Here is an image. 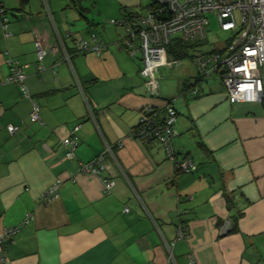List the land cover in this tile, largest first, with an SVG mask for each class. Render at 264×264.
I'll return each instance as SVG.
<instances>
[{
	"label": "crops",
	"instance_id": "1",
	"mask_svg": "<svg viewBox=\"0 0 264 264\" xmlns=\"http://www.w3.org/2000/svg\"><path fill=\"white\" fill-rule=\"evenodd\" d=\"M149 2L27 0L16 12L19 0H0L11 11L0 27V234L32 217L0 246L5 264H264V99L230 104L221 82L223 90L194 82L192 61L172 71V94L150 96L140 54L130 58L117 46L122 27L112 24L108 36L101 21L143 15ZM92 35L113 47L72 54ZM36 40L46 52L39 72ZM6 57L25 66L39 122H29L31 101L19 87L3 83ZM262 77L264 87V66ZM167 104L177 114L171 145L194 173H176L159 143L130 137L144 108ZM70 136L77 144L66 158ZM106 147L101 178L77 173ZM55 182L58 196L39 205ZM179 227L186 236L177 239Z\"/></svg>",
	"mask_w": 264,
	"mask_h": 264
},
{
	"label": "built area",
	"instance_id": "2",
	"mask_svg": "<svg viewBox=\"0 0 264 264\" xmlns=\"http://www.w3.org/2000/svg\"><path fill=\"white\" fill-rule=\"evenodd\" d=\"M152 5L146 8L143 15H134L122 20H110L111 24H120L126 28L125 40L117 46L125 49L130 58L136 54L141 56L139 76L143 79L148 94L158 97V83L155 73L161 66L171 68L178 66L180 60H175L166 54V47L174 38L191 44L200 43L205 38L207 25L206 15L214 13L217 16L220 29L231 33L230 39L224 47L213 53H196L191 61L196 67V74L202 79L211 76L219 78L227 101L234 103H257L264 99L262 69L264 66V0H151ZM235 12L239 13V23ZM8 19L0 9V27L5 30ZM35 62L33 66L37 72L43 70L41 61L46 52L41 48L39 41L34 42ZM74 49L78 53L93 51L99 56L105 49L102 42L89 46L87 42H75ZM67 58V57H66ZM5 64L9 75L6 83H15L19 86L24 98L31 101L29 121L39 122V107L28 94L24 86V67L18 61L6 57ZM196 89L191 91L195 95ZM160 109L144 108L138 125L130 133V137L143 144L157 142L163 146L166 158L173 163L176 173H194L197 168L188 158H178L171 145L176 135L174 125L176 111L165 105L164 113ZM17 128L8 127L10 134ZM76 130V127L75 129ZM67 146L65 157H71L76 147V138L73 136L62 140ZM106 153H111L110 147L88 162H80L77 166L78 174H92L102 177L103 160ZM104 194H108L112 183L103 179ZM60 183L55 182L40 194L39 205H47L58 196ZM125 211H127L125 209ZM31 214L26 213L24 220L18 226L4 228L0 234V246L6 239H12L19 228L31 220ZM177 239L186 236L179 227ZM6 256L0 254V264H5Z\"/></svg>",
	"mask_w": 264,
	"mask_h": 264
},
{
	"label": "rangeland",
	"instance_id": "3",
	"mask_svg": "<svg viewBox=\"0 0 264 264\" xmlns=\"http://www.w3.org/2000/svg\"><path fill=\"white\" fill-rule=\"evenodd\" d=\"M235 17L237 22L239 23V13L235 12ZM207 18V25H206V30H205V38L200 41V44L198 46H196L193 50H190L188 52V57L184 58L183 60H180L179 63L180 65H191V56L195 55L196 53H211V51H214L216 49H219L221 47H224L225 43L230 39L231 37V33L229 32H224L220 29L219 26V22L217 19V16L214 13H208L206 15ZM113 20H118V19H113ZM101 21L105 22V28L106 31L105 33L108 34V32H110V30L113 31V25L109 24V20L106 17L105 13L102 14L101 16ZM120 29V36L121 38H124L125 33L124 30L122 28ZM100 35H102L101 29H100ZM110 35V33L108 34V36ZM110 48L113 47V42L110 41H104ZM178 65V66H180ZM178 66L172 68V69H168V68H164V72L165 74L163 75H155V78L157 79V83L159 84L158 87V94L161 96H163L164 94L169 93H173L174 92V87H173V82L176 80L175 77L172 75V71L174 69H176ZM195 66V65H194ZM174 72V71H173ZM197 75V74H196ZM217 81V86L221 88V86L219 85V78L216 76H211L209 78H207L205 81H201L199 82L200 85L203 83L208 84L211 82H215ZM221 90H223L221 88ZM223 93H225V90L223 91Z\"/></svg>",
	"mask_w": 264,
	"mask_h": 264
},
{
	"label": "trees",
	"instance_id": "4",
	"mask_svg": "<svg viewBox=\"0 0 264 264\" xmlns=\"http://www.w3.org/2000/svg\"><path fill=\"white\" fill-rule=\"evenodd\" d=\"M27 4V0H19V6H18V9H15L14 11H18V12H20L23 8H24V6ZM152 5V3H151V0H150V2H149V5H148V7L149 6H151ZM0 9H3V8H0ZM3 11H4V15L7 17V13H10L11 11H7V10H4L3 9ZM134 15H139V14H137V13H131V12H126L125 14H124V16L122 17V18H120V19H118V20H122V19H124V18H131V16H134ZM111 20H113V19H111ZM118 20H115V21H118ZM109 23H110V20H109ZM111 24V23H110ZM113 25H115V26H121L122 28H124V30H125V36H126V34H127V32H126V28L124 27V26H122V25H120V24H113ZM125 36H124V38L122 39V41H124L125 40ZM92 38H93V42L91 43V42H89V41H87V40H82V41H85V42H87L88 43V45L89 46H94L95 44H97V43H99V42H102L103 43V45H104V47H105V49H106V47H107V44L104 42V41H102V40H98L94 35H92L91 36ZM118 43H120V42H117V44ZM200 43H196V44H191V43H188V42H182V41H180V40H178L177 38H175V39H173L172 40V42L166 47V54L169 56V57H171V58H173V59H175V60H182V59H184V58H186V57H188V52L190 51V50H193L196 46H198ZM75 45V44H74ZM75 47L73 46V51H72V54H74V55H81V54H86V53H89V52H91V53H93L95 56H96V54L93 52V51H91V50H88V51H86V52H82V53H78V52H76L75 51V49H74ZM121 48H123V46L121 47ZM218 51V50H217ZM216 51V52H217ZM213 52H215V50L214 51H212L211 53H213ZM210 53V52H209ZM209 53H207V54H209ZM102 54V53H101ZM101 54L99 55V56H101ZM99 56H96V57H99ZM200 80H205V79H202L201 77H199L198 75H196V79H195V83L197 82V81H200ZM3 83H4V81H3ZM15 84V83H14ZM15 85H17V84H15ZM18 86V85H17ZM19 87V86H18ZM20 89V88H19ZM32 98V97H31ZM27 99V98H26ZM33 99V98H32ZM29 100V99H28ZM34 100V99H33ZM35 101V100H34ZM167 105H169V104H167ZM31 111V110H30ZM159 114H163L164 113V108H161L159 111ZM30 114V113H29ZM30 122V121H29ZM31 123V122H30ZM137 126V125H136ZM176 156H177V154H176ZM178 157V156H177ZM181 230H182V228H181ZM183 232V231H182ZM11 240L12 239H6L5 240V242H3L1 245H4V244H8V243H10L11 242Z\"/></svg>",
	"mask_w": 264,
	"mask_h": 264
}]
</instances>
